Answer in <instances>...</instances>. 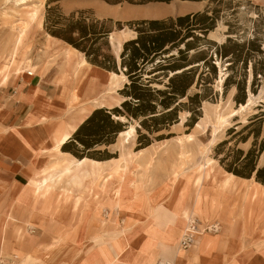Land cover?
<instances>
[{
	"label": "rangeland",
	"instance_id": "rangeland-1",
	"mask_svg": "<svg viewBox=\"0 0 264 264\" xmlns=\"http://www.w3.org/2000/svg\"><path fill=\"white\" fill-rule=\"evenodd\" d=\"M47 1L0 0V110H3L10 95L17 91L16 98L19 101L32 103L29 104V109L26 108L20 114V117H23L27 111V114L31 112L24 125H43L49 132L47 145L37 148L38 153L40 155L44 153L43 158L49 159V162L43 165L45 160L43 159L41 168L37 171L36 163L32 164L30 161L27 169L29 177L23 190L27 199L24 200L33 209H41L36 212L48 222L55 220L59 223L57 226H48L49 232L53 231L54 234L59 235L63 231L65 235L55 237L52 243L43 244L27 254L22 250H20L21 255L12 252L11 256L15 255L14 263L21 264L20 262L27 255L31 256L33 251L39 249L43 252L45 248H48V251H59L68 258L78 248H88L92 244L110 245L120 240L125 247L126 243L123 240L125 235L122 233L124 229L130 232L129 239L142 230L146 232L143 223L148 222L147 217L156 215L155 207L171 205L172 202L178 205L177 199L180 198L177 208L187 210L190 219L183 225L184 230L181 234L173 239L174 242L179 243V246L192 218H196L198 224L203 227L205 223L210 222H219L222 225V230L218 233L204 232L197 235L195 245L189 251H181L187 259L186 264L197 262L198 264H264V209L261 212L253 210L251 213L245 206L248 190L252 191L257 187L255 178L241 179V183L244 184L239 186L240 188H235L234 194L227 195L222 186L229 172L221 165L219 158L216 159L219 142L231 138L228 130L235 127L238 122L243 125L248 124L251 117L261 111L257 109V105L264 102V75L258 74L254 78L252 72V66H256L258 72H264V0H222L209 5L210 10L220 9L216 28L206 36L198 32L205 38L199 41L197 44L199 48L192 50L188 60L185 61L188 66L184 69H191L195 82L189 88L187 97L180 100L182 104L178 107L176 116H172L177 118L173 124L154 134L141 128L142 133L151 139V145L142 147L141 143L145 140L139 142L140 133L137 127L140 126V120L128 119L124 116L122 121L127 123L124 129L134 125L136 135L129 143L123 142L122 137L119 138L118 135L115 143L102 148L103 150L107 148L115 157L100 161L105 162L100 164L102 166L87 162L86 169L91 171V174L86 177L83 176V169L74 172L65 171L49 193L36 195L35 182H33L36 175L39 181L50 174L52 171L49 168L53 166L51 163H55L58 159L61 162L58 166L59 171L60 169L64 171L71 165L69 156H62L52 148L53 135H59L58 131L73 117L87 118L97 108L120 107L127 97L119 92L130 82L124 70H121L119 73L126 75V80L121 81L123 86L115 93L105 94L109 74L107 69L100 68L101 82L107 85L98 86L101 88L100 95L92 98L100 97L99 100H105L107 103L106 106L99 107L95 102H89L90 95L86 92V85L79 89L75 76V73L79 72L77 65L82 56L76 51H69L70 45L60 38L55 36L56 39H52V35L44 29ZM57 3L66 15L73 11L86 10L98 18L107 13L106 7L99 6V0L87 4L70 0H61ZM38 5L40 6L37 7ZM163 6L158 8H169L170 11H167L166 16H155V18L167 20L169 17L177 18L190 12L203 11L207 8L208 2L204 1L196 5L189 0H174L164 3ZM194 7L197 9H192ZM114 21L117 20L114 18ZM23 26H26V30L21 37L20 30ZM134 31L130 26L124 25L120 30L114 27L111 32L110 37L113 36L111 49L118 61L124 42L137 37L138 34ZM229 38L245 46L242 59L246 58L248 69L244 70L245 64L236 61L234 57L222 58L217 55L215 45H221ZM253 40L261 46L262 53L253 50L256 47V44H251ZM119 44H121L120 48ZM203 58H206L210 65L204 63ZM212 64L216 67L215 72ZM232 64H234L233 69L230 67ZM152 69L153 66L149 65L148 71ZM176 72L159 70L151 76L145 75L144 78L152 77V81H155L152 83L153 87L166 89L169 82L167 77ZM5 75L6 80H4ZM229 75L234 82L246 81L247 101L251 94L252 102L250 106L230 118L228 124L214 135V117L210 120L205 117L206 108L214 116L218 110L228 114L247 103L246 101L238 105L235 100L236 85L225 89V81ZM144 81L148 82L147 79ZM76 94L77 99H75ZM195 94L202 95L200 104L190 101L189 96ZM11 101L8 108L14 106L15 101ZM198 105L200 107L196 109ZM192 109L197 110L200 115L194 126H191L192 118L195 117L191 112ZM235 117H238V120H235ZM183 118L185 121L180 124ZM12 123L11 121L8 124ZM198 123L202 125L201 128L196 127ZM19 124L15 123L13 126ZM11 126L5 125L0 112V135L5 140L16 138L14 141L23 142V133L16 130L22 127ZM170 133V138H167ZM162 134L166 138L159 139L158 136ZM186 135L192 136L190 141L185 142ZM263 137L264 127L259 141ZM252 140L253 136L246 143L240 142L239 146L248 150L252 146ZM234 144L231 142L221 148V151L227 152ZM17 147L20 149L19 146ZM21 150L28 152L24 147ZM222 155L220 154V157ZM263 158L264 155L260 158L261 163L264 162ZM207 160L212 162L207 163ZM98 168L101 170H97ZM206 170L209 171V176L206 175ZM74 173L80 178H73ZM258 187L264 196V188ZM21 199L17 197V201L23 202ZM29 228L34 230L31 224L29 227L26 226L27 230ZM59 228L61 231L58 232ZM71 233L73 238L75 235L79 237L71 239L69 238ZM159 238L162 240V237H157L152 243L160 240ZM102 250L105 253L109 252V246L104 245Z\"/></svg>",
	"mask_w": 264,
	"mask_h": 264
},
{
	"label": "trees",
	"instance_id": "trees-1",
	"mask_svg": "<svg viewBox=\"0 0 264 264\" xmlns=\"http://www.w3.org/2000/svg\"><path fill=\"white\" fill-rule=\"evenodd\" d=\"M61 0H48L46 5L44 29L52 37L56 36L65 41L76 50L85 54L86 61L93 66L107 69L109 72L124 70L128 80L119 93L127 97L120 107L97 108L92 111L88 118L74 131L73 136L63 144L62 151L71 154L77 159L91 158L96 161H105L115 157L108 151L107 147L116 142L118 135L127 126V123L120 121L118 116H126L128 119H139L140 127H137L139 142L142 147L151 145L152 141L148 135L142 133L141 128L150 134L161 132L168 125L173 124L177 119L178 107L182 104L181 99L187 97L189 88L194 84L195 79L191 75V69H184L188 66V60L192 50L199 48L197 45L202 38L200 33L208 35L216 28V23L220 18V9L210 10L209 5L222 0H189L194 3L207 1L205 10L177 18L169 17L167 20L150 19L134 20L123 22L114 21L112 18H97L89 14L88 11H73L66 15L59 4ZM111 5L127 2L129 4L145 5L150 2L170 3L174 0H103ZM251 1V0H250ZM57 3V4H54ZM211 12V14H210ZM124 25L130 26L137 32V37L128 40L123 44V51L118 61L116 54L111 49L110 35L114 27L122 29ZM134 31V32H135ZM192 38V39H190ZM215 45V43H211ZM256 44L253 50L262 53L261 46L256 40L251 41ZM217 46L216 53L222 58L231 56L236 61L245 64L244 70L248 69V62L242 59L244 45L233 42L230 38ZM177 51V53H173ZM204 63L210 65L206 58ZM153 69L148 71V66ZM233 65H230L233 69ZM215 72L216 67L212 64ZM184 69V70H183ZM106 70V71H107ZM178 71L168 76L166 89L153 87L152 77L144 78L145 75H152L156 71ZM253 77L264 72H258L256 66H252ZM147 79L148 82L144 81ZM254 84V83H253ZM237 86L235 100L238 105L245 103L248 98L246 81L234 82L231 75L227 76L225 89L230 86ZM225 93V92H224ZM202 96V95H201ZM200 94L189 96L191 102L200 104ZM246 104V103H245ZM242 104V105H245ZM200 105L197 106L198 109ZM161 110L159 111V109ZM260 112L254 114L250 122L246 125L236 123L235 127L228 130L230 139L222 140L217 146L216 159L233 176L244 179L255 178V181L264 186V162L261 163V156L264 155V137L259 141L264 124V102L257 105ZM194 118L191 126H194L199 119L197 110L192 109ZM117 118H116V117ZM238 120V117H235ZM178 121V120H176ZM243 125V126H242ZM236 126H241L238 129ZM171 133L167 136L170 138ZM253 136L252 146L245 150L239 146L240 142L246 143ZM159 139L166 138L164 134L158 136ZM234 142L227 152L221 148ZM220 154H223L220 157ZM264 159V158H263Z\"/></svg>",
	"mask_w": 264,
	"mask_h": 264
},
{
	"label": "crops",
	"instance_id": "crops-1",
	"mask_svg": "<svg viewBox=\"0 0 264 264\" xmlns=\"http://www.w3.org/2000/svg\"><path fill=\"white\" fill-rule=\"evenodd\" d=\"M70 1L87 4L93 0ZM163 5L164 3L161 2H150L149 4L145 5H132L124 2L117 5H111L106 1L99 0V6L106 7L107 13L102 14L98 18H115L117 21L160 19L148 14H150V12L155 8L164 7ZM148 11L149 13H147ZM99 70V67L92 65L90 71L88 72L87 78L82 82V84L78 86V88L81 89L84 85H86V92L88 95H90L89 102L91 103H93L96 99L92 97L97 96L100 93L101 88H98V86L102 87L107 85L101 82L102 79ZM17 93L18 92L16 91L15 94H11L4 104L3 110H0L1 118L4 119L5 125H12L11 127L14 128H20L24 125V122L31 115V112L27 114V111L26 113H24L23 117H20V114L23 113L26 108L29 109V104H32L28 101H19L18 98H16ZM11 100L15 101L14 106L8 108L7 106L10 102H12ZM95 105L97 104L95 103ZM87 118L83 116L73 117L70 121H68L65 124L66 126L62 127V129L58 131L59 135H53L52 148L55 147L57 139L62 132L68 131L71 133L70 136L74 133L75 128L72 131L70 130L72 122H76V125H80L81 122L83 120L85 121V119ZM11 121L13 123L8 124L11 123ZM15 123L20 124L17 126H13L15 125ZM16 130H20L21 133H23V142L21 140H17V142L14 141L16 138L5 140L0 135V259L2 257H12V252H18L19 255H21L20 250L27 254L35 248H40V246H42L43 244L52 243L53 238L59 237L60 235H65L63 231L60 232L59 235L54 234L53 231L49 232L47 230L48 226H57L59 225V223H57V221L55 220L49 221L51 222L49 223L43 216L41 217L40 214L36 212L40 211L41 209H33L27 201L25 202L27 198L26 194L23 193L26 181L29 177L27 169L30 166V161L32 162V164L36 163L35 169L37 171L41 168V161H43V159H45L43 165L49 162V159L43 158L44 153H41L40 155L37 149L42 145H47L49 141V132H47L46 128L43 125L39 126L38 124H31L26 126L24 125V127H22L21 129ZM24 140H26L27 142H25ZM17 146H19L20 149H17ZM23 147L28 152L22 151L21 149ZM101 164H105V162H102ZM55 172L57 171H52V174H54ZM36 177L33 178L35 187L41 185V180L37 181L38 178ZM17 197L22 198L21 200L23 202H20L19 200L17 201ZM177 201L178 205L177 203L172 202L171 205L164 204L162 206L160 205L161 203H158L160 206L155 207L156 215L147 217V220L149 219L148 222L143 223V228L145 229L146 227L147 233L142 230L139 234L129 239L128 234L130 232L124 229V231H122V233H124L125 235L123 240L124 243L129 244L127 248H124L123 244L120 243V240H116V244L113 243L110 245L98 244V246H96L97 244H95L94 246L92 244V246L88 248H78L76 252H73L72 255H70L68 258H65L64 256L66 255H62L59 251H48V248H45L43 252L41 251V249L33 251L31 256L27 255V257H25V259H23V261H21L20 263L29 264V261H33L36 264H146L150 259L149 253H152L157 249V242L152 243V240L159 236L158 232H160L162 229V225H156L159 222L163 224L162 220L157 217H164V213L162 214L161 211L165 212L166 210L171 209L178 215L180 214V217L184 213L188 212L187 210L178 209L177 207L179 206L180 198H178ZM30 224L34 226V230H31V228H29L28 230L26 229V226L29 227ZM184 224L186 223H180L182 231L184 230ZM57 231L59 232L61 231V229L59 228V230ZM76 237L79 236L75 235V237L73 238L72 233L69 236V238L71 239H75ZM175 237H178V235L174 236V238ZM125 239L127 241H125ZM104 245L109 246V252H107L108 254L103 252L102 250L104 248ZM131 254H133V259L132 261H129L128 259L130 258ZM218 260H221V258H218ZM185 262H187V259L182 256L181 264H186ZM196 264H198V262Z\"/></svg>",
	"mask_w": 264,
	"mask_h": 264
},
{
	"label": "bare ground",
	"instance_id": "bare-ground-1",
	"mask_svg": "<svg viewBox=\"0 0 264 264\" xmlns=\"http://www.w3.org/2000/svg\"><path fill=\"white\" fill-rule=\"evenodd\" d=\"M191 3L199 5V4H202L203 2H199V3L191 2ZM35 6H36V4H35ZM39 6L40 5H38L37 7H39ZM187 9H190V8H187ZM192 9H197V7H194ZM167 11H170V9L169 8H166V9L165 8H155L148 15L163 17V16H166ZM37 12H38V10H37ZM147 13H149V11ZM27 25H28V23H27ZM25 30H26V26H23V28H21V30H20V33H21L20 36L21 37H22L23 33L25 32ZM54 38L55 37H52V39H54ZM111 39H113V36H111ZM118 46L120 48L121 44H119ZM68 50L69 51L70 50L76 51L82 56L81 61L77 65L79 72H77V74L75 73L76 79L78 80L79 84L76 81H75V83H77L79 86L87 78L88 72L90 71L92 65L86 61V58H85L83 53L76 50L71 45L69 46ZM73 61H75V60H73ZM19 71H21V70H19ZM108 74H109V81H108L109 83H108V86L106 87V89L104 90L105 91L104 93L105 94L115 93L117 90H119L123 86L122 85L123 83L121 81L126 80V75L123 73L117 74L114 72H108ZM73 78H74V76H73ZM6 79H7V76L5 75L4 80H6ZM221 80L223 81L224 79L221 77ZM77 98L78 97L76 94L75 99H77ZM99 98H96L94 100V102L101 107L106 106L105 103H107V102L105 100L104 101L101 99L99 100ZM251 102H252V95L250 94V98L248 99V101L245 105H240L238 108L234 109L232 112H230L228 114L224 113L223 111L218 110V111H216V114H214V116L206 108V110H205L206 116L205 117L209 120L211 119V117H214L215 124L213 125V134L214 135L218 134L224 128L223 126L228 124L230 118L234 117V115H237L241 110L243 111V109L250 106ZM124 118H125L124 116L118 117V119H120V120H122ZM184 121H185V118H183L181 120L180 124H182ZM83 122H84V120L81 123H83ZM78 127H79V125H76V122H72V125L70 126V130L72 131L74 128L76 130ZM196 127L201 128L202 125L200 123H198L196 125ZM70 134L71 133L68 131L62 132L61 135L57 139V143H56L54 149L57 152H59V154H61L62 156H69L70 157V159L68 158L69 164H71V165L66 167V169L64 171H61V169H60V171H58L59 170L58 166L61 163L60 160L58 159L57 161H55V163H51V164H53V166H51L49 169L51 171H57V172H55L54 174H52V172H51L50 174L45 175L41 179V185L35 187V190H34V193L36 195H42V194L44 195V194H47L48 192H50L52 189V186L55 183H57L58 180H60L62 173L65 171H67V172L73 171L74 172V170L77 171V170L83 169V176L86 177V176H89L91 174V171L89 172L86 169V167H87L86 163L87 162L91 163V164H95L97 166H102V165H100L102 163V162L100 163V161H96V160H93L91 158H89V159L88 158L77 159L76 157L72 156L71 154H69L67 152H63L61 147L63 146V144H65L71 138ZM135 135H136L135 126L130 125L128 128L124 129L119 134V138L122 137L123 142L129 143L135 137ZM191 138H192L191 135H186L185 142L190 141ZM180 141L182 143V140H180ZM62 161H64V160H62ZM207 161H208L207 163L212 162L210 160H207ZM97 170H101V168H98ZM94 171H95V169H94ZM206 175H208V176L210 175L209 171H207V170H206ZM73 178H80V176L77 173L76 174L74 173ZM241 179L242 178H240L238 176H233L232 174L227 173V177L223 180V186H222L227 195L233 193L235 188H240L239 186H242L244 184V183H241V181H240ZM253 179L254 178H252V180ZM255 185H257V187L255 189H253L252 191L248 190L249 193H247L245 196V204H246L245 206L248 209V212H251V213H253V210H256V212H261L264 209V196H263L262 191H260L259 187H258V186H260V187L264 188V186H262L260 183H258L256 181H255ZM239 192H241L240 189H239ZM161 213L162 214L164 213L163 214L164 217H161V216H157V217L162 220L163 224H161V222L158 221L159 223H157L156 225L157 226L162 225L161 231L158 232V235H159L158 237H162V240L159 238L160 240H158L157 244H156V248H157L156 251L149 253L150 259L148 258L149 259L148 263L149 264H155L157 258L158 259L162 258V260L167 259V261L175 262V264H181V259H182V256H184V254H183V252H181L182 250L180 249L179 243L174 242L173 239H174V236H176V235L179 236L182 232L180 223L188 222L190 219V216L188 213H184L178 221L177 220L178 214H176L171 209H168L165 212L161 211ZM125 241H127V240L125 239ZM128 245L129 244H126V246L124 248H127ZM132 259H133V254L130 255V258L128 260L132 261ZM29 264H36V263H34L33 261H29Z\"/></svg>",
	"mask_w": 264,
	"mask_h": 264
},
{
	"label": "built area",
	"instance_id": "built-area-1",
	"mask_svg": "<svg viewBox=\"0 0 264 264\" xmlns=\"http://www.w3.org/2000/svg\"><path fill=\"white\" fill-rule=\"evenodd\" d=\"M198 223L199 222L196 218H192L190 220L188 228L180 240V249L182 251H189L195 245L197 235H200L204 232L218 233L222 230V225H220L219 222L205 223L204 227ZM14 260L15 255H13L11 258L2 257L0 259V264H16L14 263ZM155 264H175V262L160 259Z\"/></svg>",
	"mask_w": 264,
	"mask_h": 264
},
{
	"label": "water",
	"instance_id": "water-1",
	"mask_svg": "<svg viewBox=\"0 0 264 264\" xmlns=\"http://www.w3.org/2000/svg\"><path fill=\"white\" fill-rule=\"evenodd\" d=\"M119 30H120V29H119ZM109 41H110V44L112 45V43H111V37H110ZM139 127H140V126H139Z\"/></svg>",
	"mask_w": 264,
	"mask_h": 264
}]
</instances>
